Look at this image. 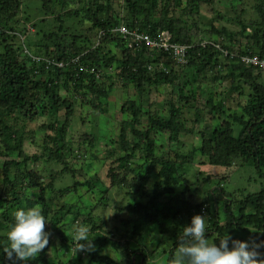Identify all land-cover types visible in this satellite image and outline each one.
<instances>
[{
	"label": "rangeland",
	"instance_id": "obj_1",
	"mask_svg": "<svg viewBox=\"0 0 264 264\" xmlns=\"http://www.w3.org/2000/svg\"><path fill=\"white\" fill-rule=\"evenodd\" d=\"M68 1L70 3L65 5L63 0H0V52L3 51L2 43L6 42L19 49L20 59L30 57L35 60L36 68L32 75L35 81L48 82L49 78L41 71V62L44 59L47 63H54L56 60L53 57H61L62 54L70 55L68 58L71 57L75 63L85 56L81 70L96 74L92 88L89 86L91 78H86L83 87L79 88L72 81L68 85L60 81L61 94L69 97L75 105L68 132V147L64 151L68 164L52 158L53 144L48 142L49 136L54 134L51 127L65 122L66 110L62 109L52 116L43 109L47 105L46 101H41L43 91L36 95L35 100L41 105V110L33 118L28 115L26 107L8 117L0 114V130L5 126L16 132L22 130L25 152L31 156L41 155L39 160L12 167V177L27 188L22 200L23 208H31L29 204L39 199L41 188H44L51 208L50 216L64 207L72 209L60 225L46 223L45 231H49L51 237L49 245L40 255L47 257L48 264H97L91 262L96 252L111 257L118 264H140L139 252L144 250L146 264H168L170 250L177 242L178 234L197 214L207 217L208 239L218 243L217 238L228 236L220 235L214 228L216 215L221 227H226L228 222L225 199L221 195L216 200L214 198L218 189L232 194L228 195L232 199L231 211L238 216L247 195L260 191L264 184L252 160L237 159L230 167H215L209 163L211 146L203 150L201 146L216 128L224 127L226 121L232 122L235 134H239L242 125L233 117L235 114L244 115L243 106L252 93L251 83L264 84V66L246 63L249 73L242 72L233 78L226 67L230 62L226 55L223 60L227 64L217 66L213 62L212 66L202 71H198L197 65H187L188 58L185 63L176 62L177 65L169 69L155 64L157 71L164 70L169 74V79H160L154 85L146 83V90L142 91L137 85L126 84L121 78L124 55L121 44L116 39L103 41L90 19L87 9L95 0ZM111 2L112 10L102 11L105 17L114 19L119 25L132 20L125 0ZM106 3L107 0H99L98 5ZM196 3L158 0L157 9L149 11L154 19L166 18L170 23L178 21L184 31L192 34L194 41L216 43L222 47L226 45L232 50H225L232 51L236 58L242 55L264 60L261 58L264 0H196ZM142 4L147 7L145 2ZM146 16L142 13L135 19L142 22ZM2 30L9 35L7 39L2 38ZM47 51L54 52L52 58H46ZM91 51H97L100 57L101 68L98 70L93 67ZM110 56H115V61L107 65L104 57ZM68 64L62 61L58 66L65 69ZM106 91H109L108 96L101 98L100 92ZM174 105L181 109V132L169 139L168 131L159 127L161 133L152 135L157 144L156 155L170 157L180 164L176 189L173 194H168L164 193V189L154 188L159 180V166L146 158L144 150L132 151L134 138L131 136V123L137 110L141 111L143 129L151 126L152 119L168 122ZM214 106H221L225 113L215 112ZM45 125L50 128H45ZM123 134L126 135L125 141ZM126 148L129 150L126 151ZM126 155L132 156L127 163L141 174V180L137 179L140 177H136V173H132L126 184L114 186L110 170L123 174L125 169L120 164ZM12 158L23 161L18 153L10 158L3 156L0 146V195L3 193L4 161ZM90 178L110 188L106 203H101L104 194L98 187L93 190L77 185ZM135 184L139 188L136 189ZM153 196L158 198L161 213L155 206L147 215L129 213L130 205L148 203ZM2 204L0 201V213ZM36 206L42 209L38 204ZM177 210L180 212L175 216ZM251 211L248 209L249 213ZM133 220L135 223L139 221L140 235L134 234ZM77 221L91 228L94 250L77 253L73 232ZM242 222L245 223V230L229 234L233 239L264 240V232L258 230L254 222ZM63 233L68 239L64 243ZM140 236L142 241H139ZM5 244L7 242L0 241V253H3L2 246Z\"/></svg>",
	"mask_w": 264,
	"mask_h": 264
},
{
	"label": "trees",
	"instance_id": "obj_2",
	"mask_svg": "<svg viewBox=\"0 0 264 264\" xmlns=\"http://www.w3.org/2000/svg\"><path fill=\"white\" fill-rule=\"evenodd\" d=\"M203 1L211 2L212 0ZM98 2L99 0H95V2L92 1L89 4L87 10L90 14V19L98 29L100 38H102L103 41L116 39L123 47L124 55L121 65V78L125 79V82H127L126 84L137 85L138 88L145 91L146 83L148 85H154L159 83L160 79H169V74H166L164 70L157 71L158 68L154 65H163L168 69L174 64L177 65L172 54L165 50L157 51L142 43L139 46H135L134 44L133 48L128 47V41L113 31V28L118 26L119 23L102 14V11L110 12L112 10L111 0H107V3L102 6H99ZM142 2H145L147 7L144 6ZM157 2L158 0H125L129 13L132 15V20H126L127 23L124 24L131 29L148 32L151 35H156L162 31H168L172 35L173 41L189 45L187 65H197L198 71L212 66L213 62H215L214 64L217 66L218 64L222 66L225 63L223 60L224 52L221 49L230 50V47L226 45L222 47L220 45L221 48H218L216 43H207L204 45L202 41H194L192 34L184 31L183 28L179 26L178 21L175 20L170 23L166 18L154 19L149 10L151 8L157 9ZM63 3L68 5L70 2L68 0H63ZM188 3H196V0H188ZM197 4L198 3H196V5ZM142 13L147 14L146 19L142 22L137 21L135 17ZM1 36L6 39L9 37L3 30ZM254 37L257 38L256 35ZM2 44L3 51L0 52V114L8 117L12 115V113L17 112V110H22L26 107L29 112L28 115H31L33 118L34 115L38 114L41 110L39 109L41 105L35 100L36 95L40 90L43 91L44 96H42L41 101L47 102V105L42 107L43 109H46L52 116H56L62 109L66 110L65 122L61 126L51 127L54 134L49 136L48 142H52L53 144L52 150L54 151V155L52 158L60 163L68 164L65 159L64 151L68 147V132L75 112V105L69 97L61 94L60 81H64L66 85L72 81L74 85L79 88V86L83 87V82L86 78H91L92 81L89 86L92 88L95 84L96 74H94V72L91 73L89 71V73L81 70V65L85 63V56H82L80 61L75 63L71 60V57L68 58L70 55L67 57L66 54H62L61 57H53V59L56 60L54 63H47L43 59L41 62V71L44 76L49 78V81L40 83L32 78L36 68L34 65L35 60L30 57H28L27 60H22L19 56V49H15L14 46L6 42ZM262 48L263 54L261 58L264 59V45ZM58 52H60V49H58ZM52 53L54 52L47 51L46 58H52ZM91 54H93L94 57L93 61L95 65H93V67L97 70L100 69L101 67H99V65L101 60L100 57H98L97 51H93ZM154 54L158 55V57H155ZM56 55H58V53ZM227 59H229L230 62L225 64H227L226 67L230 70L231 77H238L242 72L246 74L249 73L250 69H246V64L240 59H231L230 57ZM62 61H64L65 64L69 63L67 68L64 69V67L58 66V63ZM114 61L115 56L104 57V62L107 65ZM111 88L109 90H111ZM250 88L252 93L248 98L247 104L243 106L244 115L237 116L235 114L233 117L242 125L239 134H235L234 124L226 121L224 127L216 128L211 136L204 140L201 150L207 146H211L209 163L215 167H230L237 159L244 158L246 161L252 160L255 170L260 179H262V184H264V84L251 83ZM108 93L109 91L100 92L99 96L101 98H106ZM213 109L215 112H220L221 114L225 113L221 106H214ZM140 114L141 111L137 110L134 114V120L131 123V136L134 138L131 144L132 151L142 149L147 152L146 158L159 166V180L155 182L154 188L156 190L164 189V193L173 194L178 184L177 175L179 174L180 164L177 160L170 157H158L156 155L157 144L156 140L152 138V135L161 133L160 128H162V131H168L170 134L169 139L173 138L172 136H175L174 134H179L183 128L182 123H179L181 109L175 105L172 106V118L168 122H160L152 119V124L147 129L141 128L142 123ZM44 127L50 128L48 125ZM125 138L126 135L123 134L122 139L124 141ZM125 144L129 145L128 142ZM0 146L3 156L10 158L15 153H18V157H21L23 160L18 161L14 158L7 159L4 161L3 165V193L0 195V201L3 203V209L0 213V241L7 242L6 236L14 223V213L23 208L22 200L23 197L26 196L27 190L23 184H18L16 178L12 177V167L14 165L20 167L23 162L39 160L41 155L35 154L31 156L27 154L24 150L23 131H13L10 126H5L0 130ZM125 150L128 151L129 148ZM131 157V155L123 157V161L120 164V166L125 169L123 174L110 170L112 185L121 186L126 184L129 174L136 173V169L131 168L127 163ZM136 177H140L137 179L141 180L140 173H136ZM138 184H135L136 186L134 185L136 189L139 188ZM77 185L88 186L93 190L98 187L100 192L104 194L101 203H106L108 200L110 188L102 182L90 178L84 182L77 183ZM220 195L223 196L226 201L224 206L228 213L226 227H221L217 220V215L215 217L214 228L218 230L220 235L226 236L237 231L245 230V223H243L242 220L245 222L249 220L251 224L254 222L258 230L264 232V186L261 187L260 191L247 195L246 199L241 203L240 214L238 216L231 211L230 204L232 199L228 195L232 194L227 193V191L222 188L218 189L214 195L215 200L217 197H220ZM35 204L42 207L43 214L53 226L60 225L64 221V218L72 212V209L64 207L50 216L51 208L45 195L44 188H41L39 199L35 201V203H30L29 206L34 207ZM153 206L159 209L157 212L161 213V206L158 203L157 196H153L148 203L136 202L130 205L128 211L130 214L147 215L151 212ZM248 209L252 211L249 213ZM179 212L180 211L177 210L174 215L177 216ZM75 215L78 214L75 213ZM164 216L167 215L164 214ZM124 223L128 224L127 222ZM133 224L134 234H139V221L135 223L133 220ZM219 227L220 229H218ZM63 235L64 233L62 236ZM67 240V237L64 238L63 236V243ZM140 240L142 241L141 236L139 237V241ZM176 247L177 242L170 250L169 261ZM139 253L140 264H146V252L141 250ZM133 255H135V253ZM40 262L41 264H48L47 257L39 255L28 261L27 264H39ZM91 262L97 264H118L111 257L100 255L97 252L93 253ZM0 264H12V262L8 261L3 253H0ZM18 264H24V262H18ZM130 264L133 263L130 262Z\"/></svg>",
	"mask_w": 264,
	"mask_h": 264
},
{
	"label": "clouds",
	"instance_id": "obj_3",
	"mask_svg": "<svg viewBox=\"0 0 264 264\" xmlns=\"http://www.w3.org/2000/svg\"><path fill=\"white\" fill-rule=\"evenodd\" d=\"M49 223L40 207L22 208L14 213V223L7 232V244L2 252L12 264L28 261L39 256L49 245L51 233L45 231ZM76 251L94 250L91 228L77 221L73 225ZM208 239L207 217L197 214L184 226L176 241L177 247L169 264H264V240L242 241L229 234ZM83 242V243H82Z\"/></svg>",
	"mask_w": 264,
	"mask_h": 264
},
{
	"label": "built area",
	"instance_id": "obj_4",
	"mask_svg": "<svg viewBox=\"0 0 264 264\" xmlns=\"http://www.w3.org/2000/svg\"><path fill=\"white\" fill-rule=\"evenodd\" d=\"M113 31L117 32L122 38L126 39L128 41L127 46L130 48H133L134 44L135 46H139L142 43L155 50H165L170 52L177 63H185L187 61L189 45L173 41L172 36L168 31H162L156 35H151L148 32L139 31L138 29H131L123 24L113 28ZM203 44L205 45L207 43ZM216 46L221 48L219 44ZM221 50L224 52V55H226L227 58L230 57L231 59H240L245 64L251 62L264 66V60L258 61L257 58L252 56H240L236 58L237 55L233 54L232 52H228L225 49Z\"/></svg>",
	"mask_w": 264,
	"mask_h": 264
}]
</instances>
